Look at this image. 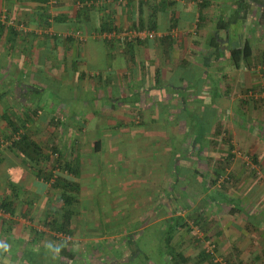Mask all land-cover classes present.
<instances>
[{"label":"crops","instance_id":"1","mask_svg":"<svg viewBox=\"0 0 264 264\" xmlns=\"http://www.w3.org/2000/svg\"><path fill=\"white\" fill-rule=\"evenodd\" d=\"M204 2L210 5L204 11H215L213 31L194 33L198 11H202L198 5ZM51 5H59L57 11L52 13ZM263 5L264 0H0V24L8 26L1 21L2 15L16 16L12 30L0 35V105L2 91L50 89L59 76L58 88L80 86L82 102L90 96L111 121H131V106L139 111L149 108L144 113L149 121L170 123L167 134L161 136L160 130L155 138L177 134L168 161L170 177L175 176L176 187L187 185L194 194L186 198L182 209L164 211L159 205L141 212V218L153 214L152 223L178 219L179 228L167 247L171 264H264V27L258 22ZM152 6L163 7L156 16V36L152 43L132 46V59L123 45L108 43L100 35L109 33L102 28H126L118 15L125 19L127 9H133L131 20H136L141 14L136 18L135 8L141 7L147 18ZM94 9L104 10L100 20ZM172 19H176L175 27L170 28ZM217 23L225 28L217 30ZM22 25L29 27L27 31H20ZM178 31H184V36H178ZM189 41L200 42L196 55ZM180 68L194 71L193 79L177 76ZM144 76L146 89L140 84ZM86 80L92 85H83ZM142 98L147 101L141 102ZM194 105L198 109H191ZM192 119L196 126L191 125ZM207 150L216 163L211 157L197 156L199 152L209 155ZM191 154H195L193 165L188 162ZM186 166L193 169L192 177ZM177 168L182 169L180 174L174 173ZM217 168H223L219 176L229 171L221 190L212 186L219 177L214 173ZM187 172L189 177H184L182 173ZM211 174L214 181L209 179ZM209 192L216 197H209ZM180 193L177 200L183 199ZM144 194L139 193L138 201ZM143 198L149 203L162 201L160 193ZM54 257L49 256L48 264L59 262ZM43 259L24 261L38 264Z\"/></svg>","mask_w":264,"mask_h":264},{"label":"rangeland","instance_id":"2","mask_svg":"<svg viewBox=\"0 0 264 264\" xmlns=\"http://www.w3.org/2000/svg\"><path fill=\"white\" fill-rule=\"evenodd\" d=\"M79 3L85 5L82 2ZM58 6H50L53 8L52 13L57 11ZM94 11L99 14L98 19L100 20L104 10L94 9ZM124 13L126 14L125 19L120 14L118 18L121 22H126L127 26L115 32L125 30L149 32L151 36L140 39L139 43L143 44L144 41L152 43L156 31H150L147 28L146 12L143 16L142 10L140 19L143 25L140 30L131 25L133 9H127ZM138 13V8H135V17ZM198 13V21L195 29L193 28L194 33H211L212 26H214L212 23H215V11L213 9L202 10ZM15 17L13 14L5 17L3 22L4 24L7 22L8 26L3 25V30H9L15 25ZM19 28L23 32L29 27L22 25ZM103 33L100 35L102 36ZM177 34L184 36L185 32L178 31ZM188 44L191 46L189 49L193 50L196 55L195 48L200 42L189 41ZM22 45H18L19 51L23 50ZM178 70L177 76L188 80L193 79L194 71L190 69L183 71L182 68ZM21 74L19 73V76H23L22 81H27L25 74ZM30 76V74L27 75V77ZM57 78L60 77H54L55 82L50 84V89L2 91L0 201L5 196L12 195L10 188L8 189L9 183L17 185L18 197L17 200L14 199L17 204L14 215L9 216L0 211V218L7 220L5 223L0 220V264H28L24 261L28 257L40 259L43 256L45 259L38 264H48L49 256H55L54 258L58 256L57 264H128L131 260L130 264H171L170 247L167 248L171 240L168 241L167 237L169 235L172 238L177 232L178 219L152 223L153 214L146 213L145 218L141 216L142 213L152 211L159 205L164 211H170L169 209L172 208L182 209L186 198L194 195L192 190L186 187L187 185L176 187L175 176L170 177L172 169L168 161L171 149L175 146V135L177 134L170 133L167 138L163 139L166 132L170 130V123L149 121L150 116L144 114L149 109L147 107H142L144 111H139L138 106H131L129 111L132 112L128 114L131 116V121L127 123L120 119L111 121L106 114L101 113L100 104H95L90 96L87 95L88 101H84L87 104L82 102L84 98L80 86L74 90L58 88ZM195 81L199 82V79L196 78ZM204 82L203 79L200 80L202 85ZM86 83L89 86L92 85L89 80H86L83 85ZM140 84L146 89L145 76ZM33 88H38V86L34 85ZM145 89H141L142 92H145ZM204 91L208 92L209 89L205 88ZM189 95H192V91ZM61 96H67L66 100L64 98L62 101ZM25 98L26 100H23ZM143 101L145 103L147 99L142 98L141 102ZM103 107L107 108L106 105ZM195 108L198 109V106H191V109ZM150 110V115L153 117V108L150 107ZM31 111H36V114L23 129L21 127L24 123L23 114ZM1 115L10 116L20 127L21 132L28 130L31 139L44 149L47 156L37 164L45 172L51 171L53 178L61 173L53 162V159L57 158V154L51 151L53 145L62 153L64 160L77 159L79 161L80 173L75 181L80 186V193L77 196V202L69 208L73 212L71 236H59L49 232L44 226V223L51 221L54 217L60 219L62 209H60L58 192L52 189L49 183L37 178L33 170L37 169V164L31 162L24 164L18 155L7 148L12 138L15 139V137ZM117 117L121 118V116ZM196 123L198 122L192 119L191 125L196 126ZM160 130L163 137L158 140L155 136ZM215 139H218V135ZM189 141L188 139L187 142ZM95 143H98L97 147ZM180 143L181 141L178 145ZM196 144L199 146L197 142ZM208 154L199 152L197 156L200 159L211 157V161H215V155L209 151ZM194 156L195 154H191L189 157L188 162L191 165L195 162ZM171 165L174 167V163ZM186 169L191 170L190 177H192L193 169L188 166ZM226 172L219 176L212 186H216L219 190L223 189V181L229 175V171ZM182 175L189 177L188 172ZM209 176L210 181H214V175ZM180 191L178 196L183 199L177 200L179 199L176 198L177 193ZM139 193H146L151 198L160 193L162 201L149 203L143 198L147 197L144 194L140 196L142 197L141 203L140 200L138 201ZM208 195L216 197L214 192H209ZM171 228L174 231L170 232ZM4 247H8V254H4Z\"/></svg>","mask_w":264,"mask_h":264},{"label":"trees","instance_id":"3","mask_svg":"<svg viewBox=\"0 0 264 264\" xmlns=\"http://www.w3.org/2000/svg\"><path fill=\"white\" fill-rule=\"evenodd\" d=\"M171 2H169L170 4ZM169 5H166V7ZM210 5L207 2L202 3V5H198L199 10H203L205 8H208ZM163 7L161 6H152L149 9V17H148V29L150 31H154L157 27V21L156 16L159 10H161ZM43 11V10H42ZM139 14L142 13L141 7L139 8ZM49 18V17H47ZM45 19V21L47 20ZM175 21L176 19H172L170 22V28L175 27ZM259 25L264 27V5L261 8L260 15H259ZM46 24L47 21H46ZM131 25L136 27L137 29H142V22L140 20V17L136 20H131ZM225 28V25L223 23H217L216 29L217 30H223ZM4 29V26L0 24V35ZM11 29V28H10ZM12 30V29H11ZM102 30H105L106 32H112L115 29L109 28L105 29L102 28ZM118 31V30H117ZM109 41V42H108ZM108 43L118 45H123L127 50V53L129 54V58H133V49L132 46L139 44L138 39H134L131 41L124 40L123 43H120L117 39H108ZM213 47L216 46L214 43L212 45ZM232 59L234 64L237 63L238 58L235 52L232 53ZM157 81V80H156ZM36 114V111H31L30 113H24L23 114V125L21 127L24 129L26 124L29 121H32V117ZM6 124L11 130V133L14 135L15 139L12 138L10 145L7 147L11 152L18 155L22 159V162L26 164L27 162L37 164L38 161H41L44 157L47 155L45 154L44 149H42L41 146L36 144L30 137V133L28 130L25 132H21L20 127L14 122V120L10 116H3ZM98 146V143H95V147ZM51 151L55 154H57V158L53 159L55 167H57L61 173L58 174L55 178H53V174L50 172H45L44 169H42L39 164H37V169H33L36 172L37 178L43 182L49 183L50 187L58 192L59 200L61 203L62 214L60 216V219L53 218L51 221H47L44 223V226L51 232L59 235V236H71V226H72V218H73V212L71 208L76 202H77V196L80 193V186L75 181L76 178H78L80 173V166L79 161L77 159H73L72 161H67L62 158V153L58 151L57 148L54 147V145L51 147ZM177 173H181L182 169L177 168L175 169ZM216 176H219L221 173H223V168H217V170L214 171ZM65 174V175H63ZM72 177V179H69V177ZM215 182V181H214ZM10 188L12 195L7 197L5 196L0 201V211L1 213L8 214L9 216L14 215V211L16 210L17 204L15 203L14 199L18 197L17 195V185L13 183H9L8 189ZM17 200V199H16ZM0 220L5 223L7 220L0 218ZM176 230H178L179 227L176 225ZM174 231L173 228H171L170 232ZM169 234V233H168ZM53 237V236H52ZM54 238V237H53ZM168 241L170 240V236L167 237ZM8 247H4V254H8L9 249Z\"/></svg>","mask_w":264,"mask_h":264},{"label":"built area","instance_id":"4","mask_svg":"<svg viewBox=\"0 0 264 264\" xmlns=\"http://www.w3.org/2000/svg\"><path fill=\"white\" fill-rule=\"evenodd\" d=\"M52 4H55V1L52 2ZM1 21H4L5 16L2 15L1 17ZM102 35L105 36V38L107 39H117L120 43H123L124 40L127 41H131L134 39H142V38H146V37H150L151 34L149 32H145V31H137V30H132V31H122V32H111V33H103ZM262 96H264V92L262 94ZM253 167L255 168L256 165H253Z\"/></svg>","mask_w":264,"mask_h":264}]
</instances>
